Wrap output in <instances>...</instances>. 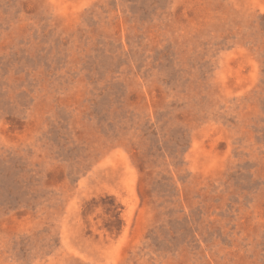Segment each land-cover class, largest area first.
<instances>
[{
  "label": "rangeland",
  "instance_id": "374dc122",
  "mask_svg": "<svg viewBox=\"0 0 264 264\" xmlns=\"http://www.w3.org/2000/svg\"><path fill=\"white\" fill-rule=\"evenodd\" d=\"M0 264H264V0H0Z\"/></svg>",
  "mask_w": 264,
  "mask_h": 264
}]
</instances>
